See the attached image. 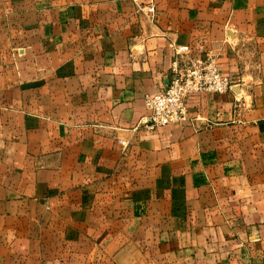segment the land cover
Returning a JSON list of instances; mask_svg holds the SVG:
<instances>
[{
	"label": "crops",
	"instance_id": "1",
	"mask_svg": "<svg viewBox=\"0 0 264 264\" xmlns=\"http://www.w3.org/2000/svg\"><path fill=\"white\" fill-rule=\"evenodd\" d=\"M180 46L232 90L149 130ZM0 264H264V0H0Z\"/></svg>",
	"mask_w": 264,
	"mask_h": 264
},
{
	"label": "built area",
	"instance_id": "2",
	"mask_svg": "<svg viewBox=\"0 0 264 264\" xmlns=\"http://www.w3.org/2000/svg\"><path fill=\"white\" fill-rule=\"evenodd\" d=\"M146 10L153 17L154 4ZM175 53L178 58L173 63L167 86L146 99L150 110L146 122L149 130L189 120L187 100L191 96L204 92L221 95L232 90V78L222 72L215 55H193L184 46L176 48Z\"/></svg>",
	"mask_w": 264,
	"mask_h": 264
}]
</instances>
